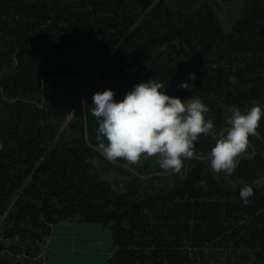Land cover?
<instances>
[{
    "label": "trees",
    "instance_id": "obj_1",
    "mask_svg": "<svg viewBox=\"0 0 264 264\" xmlns=\"http://www.w3.org/2000/svg\"><path fill=\"white\" fill-rule=\"evenodd\" d=\"M171 2L0 0V264H44L61 222L109 224L116 251L105 264H264V184L254 183L264 181V117L231 177L194 158L183 175L144 180L85 143L81 86L95 146L93 95L110 89L119 102L149 79L182 101L198 96L218 132L226 106L264 109V0H243L228 34L207 2ZM214 145L201 136L195 150ZM129 166L163 173L155 159Z\"/></svg>",
    "mask_w": 264,
    "mask_h": 264
},
{
    "label": "clouds",
    "instance_id": "obj_2",
    "mask_svg": "<svg viewBox=\"0 0 264 264\" xmlns=\"http://www.w3.org/2000/svg\"><path fill=\"white\" fill-rule=\"evenodd\" d=\"M189 79L194 80L195 73L190 74ZM178 87L194 89L187 82ZM165 88L163 83L149 79L134 85L119 102L113 90L96 92L92 97L91 114L98 123V150L110 161L123 160L131 166H142L145 160L155 159L159 169L169 175H183L185 161L208 160L215 175L223 173L231 177L240 159L249 151L250 138L258 134L264 109L255 101L245 113L226 106L228 127L218 132L209 116V108L198 96L182 101L166 95ZM83 106L86 112L87 101ZM201 136H211L215 141L207 155L195 150V142ZM254 183L259 187L264 181ZM253 195V188L248 184L239 191L245 205Z\"/></svg>",
    "mask_w": 264,
    "mask_h": 264
},
{
    "label": "rangeland",
    "instance_id": "obj_3",
    "mask_svg": "<svg viewBox=\"0 0 264 264\" xmlns=\"http://www.w3.org/2000/svg\"><path fill=\"white\" fill-rule=\"evenodd\" d=\"M203 2L214 8L223 32L230 33L233 24L242 15L243 0L230 3L220 0H202ZM182 11L186 12L185 9ZM102 165L104 176L114 181L117 171L106 167V164ZM169 186L167 182L165 188L168 189ZM115 251L113 232L109 224L61 222L53 227L43 248L42 260L44 264H105Z\"/></svg>",
    "mask_w": 264,
    "mask_h": 264
},
{
    "label": "water",
    "instance_id": "obj_4",
    "mask_svg": "<svg viewBox=\"0 0 264 264\" xmlns=\"http://www.w3.org/2000/svg\"><path fill=\"white\" fill-rule=\"evenodd\" d=\"M64 79H75V77H50V78H48L47 80L48 81H60V80H64ZM45 82H46V80H43V82H42V86H41V93H42V97H43V99H44V101H45ZM78 83H79V85L81 86V83L78 81ZM81 90H82V109H83V126H84V138H85V143L88 145V146H90V147H92L93 149H95L97 152H99L101 155H103L99 150H98V146H95V145H92L91 144V141H90V131H88V124H87V115H86V112L84 111V106H83V102L85 101V99H84V92H83V88H82V86H81ZM6 101H8V102H15V101H19V100H21V99H13V100H7V99H5ZM29 102H31V101H29ZM41 107H43V106H41ZM258 134H260L259 133V131H258ZM104 156V155H103ZM104 158L107 160V161H109V162H111V163H113V164H117V165H123L125 168H127V169H130L131 171H134L135 173H136V175L139 177V178H141V179H149V178H152V177H154L155 175L156 176H160V177H165V176H168L169 174H166V173H156V174H152V175H147V176H142L140 173H138V172H136L133 168H131L129 165H126V164H122V163H119V162H117V161H115V162H113V161H110V160H108L105 156H104ZM243 158V157H242ZM240 163V162H239Z\"/></svg>",
    "mask_w": 264,
    "mask_h": 264
},
{
    "label": "crops",
    "instance_id": "obj_5",
    "mask_svg": "<svg viewBox=\"0 0 264 264\" xmlns=\"http://www.w3.org/2000/svg\"><path fill=\"white\" fill-rule=\"evenodd\" d=\"M258 106H260L261 107V105H258ZM263 107V106H262Z\"/></svg>",
    "mask_w": 264,
    "mask_h": 264
},
{
    "label": "flooded vegetation",
    "instance_id": "obj_6",
    "mask_svg": "<svg viewBox=\"0 0 264 264\" xmlns=\"http://www.w3.org/2000/svg\"><path fill=\"white\" fill-rule=\"evenodd\" d=\"M169 176V175H168Z\"/></svg>",
    "mask_w": 264,
    "mask_h": 264
}]
</instances>
